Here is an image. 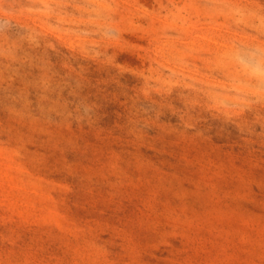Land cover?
I'll return each mask as SVG.
<instances>
[{"label": "rangeland", "instance_id": "374dc122", "mask_svg": "<svg viewBox=\"0 0 264 264\" xmlns=\"http://www.w3.org/2000/svg\"><path fill=\"white\" fill-rule=\"evenodd\" d=\"M0 264H264V0H0Z\"/></svg>", "mask_w": 264, "mask_h": 264}]
</instances>
